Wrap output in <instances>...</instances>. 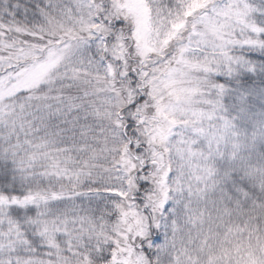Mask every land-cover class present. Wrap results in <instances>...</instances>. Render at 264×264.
<instances>
[{
	"label": "snow or ice",
	"instance_id": "obj_1",
	"mask_svg": "<svg viewBox=\"0 0 264 264\" xmlns=\"http://www.w3.org/2000/svg\"><path fill=\"white\" fill-rule=\"evenodd\" d=\"M0 264H264V0H0Z\"/></svg>",
	"mask_w": 264,
	"mask_h": 264
}]
</instances>
